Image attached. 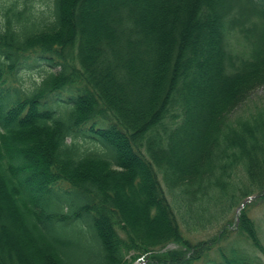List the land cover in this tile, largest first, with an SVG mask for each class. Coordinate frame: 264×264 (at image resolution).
Listing matches in <instances>:
<instances>
[{"label":"trees","instance_id":"1","mask_svg":"<svg viewBox=\"0 0 264 264\" xmlns=\"http://www.w3.org/2000/svg\"><path fill=\"white\" fill-rule=\"evenodd\" d=\"M261 90L264 0H0V264H264Z\"/></svg>","mask_w":264,"mask_h":264},{"label":"rangeland","instance_id":"2","mask_svg":"<svg viewBox=\"0 0 264 264\" xmlns=\"http://www.w3.org/2000/svg\"><path fill=\"white\" fill-rule=\"evenodd\" d=\"M259 96H263L264 95V90L259 91L258 93ZM239 212V208L236 207L234 209H232L228 215L229 218L232 219H236L237 215ZM253 218L255 219L257 225L259 226V231H260V235L262 237L263 243H264V205H260L257 206L256 208H253L251 211ZM184 229L186 230V227L184 226ZM217 227L215 229L210 230L209 232H193L190 235L191 236H198V238L200 239H208L209 236H211L212 234H214L215 232H217ZM187 234L188 231L186 230ZM189 235V234H188ZM262 258H264V256L262 254H259Z\"/></svg>","mask_w":264,"mask_h":264},{"label":"water","instance_id":"3","mask_svg":"<svg viewBox=\"0 0 264 264\" xmlns=\"http://www.w3.org/2000/svg\"><path fill=\"white\" fill-rule=\"evenodd\" d=\"M245 204V203H244ZM244 204L239 208V212L242 209V207L244 206ZM135 264H141L140 262H136Z\"/></svg>","mask_w":264,"mask_h":264}]
</instances>
